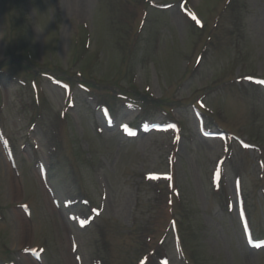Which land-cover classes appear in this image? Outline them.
I'll return each mask as SVG.
<instances>
[{
	"label": "rangeland",
	"instance_id": "rangeland-1",
	"mask_svg": "<svg viewBox=\"0 0 264 264\" xmlns=\"http://www.w3.org/2000/svg\"><path fill=\"white\" fill-rule=\"evenodd\" d=\"M0 264H264V0H0Z\"/></svg>",
	"mask_w": 264,
	"mask_h": 264
},
{
	"label": "bare ground",
	"instance_id": "bare-ground-1",
	"mask_svg": "<svg viewBox=\"0 0 264 264\" xmlns=\"http://www.w3.org/2000/svg\"><path fill=\"white\" fill-rule=\"evenodd\" d=\"M10 187L12 188L13 191H16L17 190V188L14 186L13 182L11 183Z\"/></svg>",
	"mask_w": 264,
	"mask_h": 264
},
{
	"label": "trees",
	"instance_id": "trees-1",
	"mask_svg": "<svg viewBox=\"0 0 264 264\" xmlns=\"http://www.w3.org/2000/svg\"><path fill=\"white\" fill-rule=\"evenodd\" d=\"M107 112H109V109L108 108H104ZM175 225V223H173Z\"/></svg>",
	"mask_w": 264,
	"mask_h": 264
}]
</instances>
